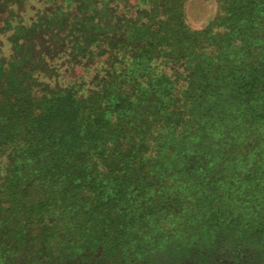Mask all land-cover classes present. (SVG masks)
I'll use <instances>...</instances> for the list:
<instances>
[{
	"label": "trees",
	"instance_id": "1",
	"mask_svg": "<svg viewBox=\"0 0 264 264\" xmlns=\"http://www.w3.org/2000/svg\"><path fill=\"white\" fill-rule=\"evenodd\" d=\"M0 0V264H264V0Z\"/></svg>",
	"mask_w": 264,
	"mask_h": 264
},
{
	"label": "rangeland",
	"instance_id": "2",
	"mask_svg": "<svg viewBox=\"0 0 264 264\" xmlns=\"http://www.w3.org/2000/svg\"><path fill=\"white\" fill-rule=\"evenodd\" d=\"M184 21L193 30L202 29L217 13L215 0H186Z\"/></svg>",
	"mask_w": 264,
	"mask_h": 264
},
{
	"label": "crops",
	"instance_id": "3",
	"mask_svg": "<svg viewBox=\"0 0 264 264\" xmlns=\"http://www.w3.org/2000/svg\"><path fill=\"white\" fill-rule=\"evenodd\" d=\"M212 20V19H211Z\"/></svg>",
	"mask_w": 264,
	"mask_h": 264
}]
</instances>
